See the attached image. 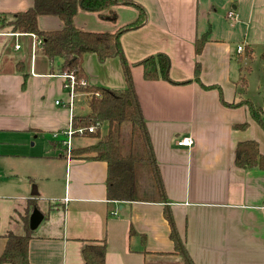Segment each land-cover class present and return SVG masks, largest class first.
<instances>
[{"label":"crops","instance_id":"0c3cea01","mask_svg":"<svg viewBox=\"0 0 264 264\" xmlns=\"http://www.w3.org/2000/svg\"><path fill=\"white\" fill-rule=\"evenodd\" d=\"M125 1L144 10V20L123 31L119 43L163 200H107L106 163L71 157V151L68 158L63 143L73 118L88 113L87 96L74 92L70 98L61 61L51 63L40 49L33 53L30 35L15 37L10 27L0 28V165H5L3 158L32 154L9 147L28 146L32 140V145L48 142L51 153L36 156V167L23 173L2 168L0 255L5 234H25L21 214L36 201L29 192L35 183L51 205L47 211L39 209L43 221L29 242L31 264H83L81 248L88 242L105 243V264H264V171L234 164L235 148L242 141H256L264 155V132L245 107L222 104L245 98L248 83L238 87L240 61L260 58L264 63V0ZM32 5L33 0H0V18L10 19ZM116 12L114 25L84 12L74 23L84 30L112 32L139 16L134 6L124 3ZM38 23L44 30L61 27L55 17H41ZM157 54L168 57L170 80L188 83L144 80L142 68L133 64ZM196 64L200 83L194 81ZM83 68L90 85L126 86L119 58L99 64L94 55H86ZM243 123L248 124L245 130L234 129ZM103 129L106 124L101 134ZM183 137L193 140L191 147L177 145ZM95 141L74 136L70 149ZM17 174L25 176L24 182L15 183Z\"/></svg>","mask_w":264,"mask_h":264},{"label":"trees","instance_id":"16d2710c","mask_svg":"<svg viewBox=\"0 0 264 264\" xmlns=\"http://www.w3.org/2000/svg\"><path fill=\"white\" fill-rule=\"evenodd\" d=\"M134 6L139 16L134 22L109 32H94L78 28L74 19L79 12L94 14L100 21L114 25L117 23L118 4ZM55 17L61 27L44 30L39 27V18ZM142 18V19H141ZM144 20V10L125 0H33V5L22 12H17L10 19L1 17L0 28L10 27L13 33L33 34L41 41L40 52L51 63L61 61V74L75 77L74 92L87 96L88 113L75 116L72 128L85 129L84 137L96 140L95 143L71 150V157L102 161L106 163V198L118 202H161L164 194L160 177L148 144L147 133L140 113L134 84L129 74V65L123 59L119 36L123 31L133 29ZM203 39L196 41L199 53ZM38 50V49H37ZM86 55H94L99 64L119 58L124 70L126 86L123 89H111L103 86L79 82L86 79L83 60ZM247 51L246 56L250 57ZM133 66L142 68L146 81L163 80L174 85L168 76L170 62L166 55L157 54L147 57ZM21 67V66H20ZM199 64L195 67L194 81L199 80ZM264 74V70H263ZM24 74V79L26 78ZM246 79L241 76L238 87H246ZM237 86V85H236ZM203 88H211L205 87ZM222 104L229 108L245 107L250 118L264 132V104L257 106L250 99L243 98L237 102ZM107 130L101 134V127ZM93 127L91 133L87 129ZM247 123L235 125L236 130H245ZM234 164L240 169H258L264 171V155L260 153L258 143L254 140L239 142L234 152ZM32 203L28 209L34 208ZM26 222V219H25ZM33 231L25 225L24 235L5 234L4 250L0 255V264H31L28 258V246ZM173 237V233L171 234ZM106 246L88 242L81 248L83 264H105ZM185 264H192L190 260Z\"/></svg>","mask_w":264,"mask_h":264},{"label":"rangeland","instance_id":"374dc122","mask_svg":"<svg viewBox=\"0 0 264 264\" xmlns=\"http://www.w3.org/2000/svg\"><path fill=\"white\" fill-rule=\"evenodd\" d=\"M9 41L14 42L13 38H10ZM18 43V42H16ZM21 45V44H20ZM38 50H36L37 52ZM12 52V51H10ZM13 53V52H12ZM14 55H16L15 53H13ZM262 63V60H260V58L257 59H253L252 61H249V59L247 60H242L239 62L238 64V68L241 67L242 69V77H244L247 80L248 83V88L246 91V94L244 95L245 98L250 99L254 104H256L257 106H262L264 104V74H263V67H260ZM87 83L86 80H83ZM264 119V118H263ZM103 129L102 132H104ZM41 138V135L38 136V140ZM33 140L30 142V144L25 145L24 143H20L16 146H9L10 148H26L29 149L31 151L32 154H24L23 156H19V157H15L12 160L8 159H4L3 161L5 162V165H0V175H2V168L6 167L7 169H16L18 171V173H23L26 170H29L31 168L36 167V165L34 164V162H38L35 157L36 156H44L46 153V155H50L51 153L49 152V148L47 147L48 142L42 141L41 143H38L35 145H32ZM6 145H3L2 149L3 150H7ZM67 153V151H66ZM34 155V157L32 158H27L26 156H31ZM27 176V175H26ZM18 180L17 182H24V178L25 176H22L20 174H17V176L15 177ZM33 186L36 188L37 191V195L34 196L36 201L34 203H32V207H36L38 210H42V211H47V205L48 203H50L51 205V201H49L48 198H45L44 196L40 195L38 192V186L37 184H32L30 185V190L29 192L31 193ZM58 186V185H57ZM33 197V198H34ZM39 210V211H40ZM31 214V209H26L25 211L22 212L21 216L25 222L24 224L27 225L28 227V219L29 216ZM43 221V220H42ZM41 221V222H42ZM41 227V226H40ZM39 232V226L36 228V230H34L33 232Z\"/></svg>","mask_w":264,"mask_h":264},{"label":"built area","instance_id":"2783aa9c","mask_svg":"<svg viewBox=\"0 0 264 264\" xmlns=\"http://www.w3.org/2000/svg\"><path fill=\"white\" fill-rule=\"evenodd\" d=\"M228 17H233V14L230 12ZM0 22H1V18H0ZM12 36H15V37H18L21 35V33H12L10 34ZM32 37L33 39V42H32V50H33V53L40 48V44H41V41L39 39H37L35 37V35L33 34H28ZM20 48V45L17 44L15 46V49H19ZM237 51L238 52H241L242 51V47H238L237 48ZM64 77L66 78L67 80V89L69 90V94H70V98L73 96L74 94V84H75V77L73 75H67V74H63ZM80 85L82 86H85L87 83L85 81H80L79 82ZM56 104H58V102H56ZM93 131V127H90L87 129V132L91 133ZM85 132V129L83 128H78L77 130H74L72 127H69V129L65 132H63V135L65 137V141H63V143L66 145L67 147V157L69 158L70 157V141H71V138H73L74 136H83ZM54 137L56 138L57 137V134L54 135ZM193 144V140L190 138V137H183L181 139H179L177 141V145L180 146V147H191Z\"/></svg>","mask_w":264,"mask_h":264},{"label":"water","instance_id":"95a60500","mask_svg":"<svg viewBox=\"0 0 264 264\" xmlns=\"http://www.w3.org/2000/svg\"><path fill=\"white\" fill-rule=\"evenodd\" d=\"M36 195H37V191L36 188L33 186L31 191V196H36ZM42 220H43L42 213L37 208H34L28 220L29 229L31 231L36 230V228L38 227V225L41 223Z\"/></svg>","mask_w":264,"mask_h":264}]
</instances>
